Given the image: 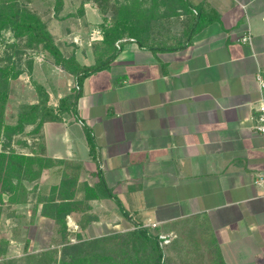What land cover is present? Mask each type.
I'll list each match as a JSON object with an SVG mask.
<instances>
[{
    "label": "crops",
    "instance_id": "obj_1",
    "mask_svg": "<svg viewBox=\"0 0 264 264\" xmlns=\"http://www.w3.org/2000/svg\"><path fill=\"white\" fill-rule=\"evenodd\" d=\"M176 1L179 24L159 0L144 45L124 38L109 68L84 80L78 117L43 124L40 155L56 164L43 169L35 199L9 204V249L0 264L52 250L59 258L64 243L53 208L63 201L74 204L66 215L71 238L137 220L172 226L178 238L174 226L184 225L185 242L213 239L224 264H264V135L256 130L264 0H188L193 12ZM98 170L129 216L113 199H86ZM70 174L76 185L65 198L56 187Z\"/></svg>",
    "mask_w": 264,
    "mask_h": 264
},
{
    "label": "trees",
    "instance_id": "obj_2",
    "mask_svg": "<svg viewBox=\"0 0 264 264\" xmlns=\"http://www.w3.org/2000/svg\"><path fill=\"white\" fill-rule=\"evenodd\" d=\"M89 1L91 0H83V3L80 5V10H82L84 4ZM158 1L159 0H150L148 6L144 4V0H127V2H122L121 6L115 10L112 24L103 28V48L101 50V56L109 52L110 55L105 59H100L93 65H84L74 56L66 57L55 43L45 22L36 12L18 7L16 8L12 5L7 6L4 4L0 6V20L3 25L13 28L18 37L26 36L27 42L30 44L39 45L41 50L47 52L57 65L74 75L76 81L73 94L62 97L57 106L49 104V94L45 87L34 82L38 93V100L23 108L18 116V122L14 126H9L5 124L4 121L5 109L9 99L8 87L4 85V87L0 88V138L3 133L7 134L9 131L12 133L22 132L27 124L37 123L38 129H40L45 122L62 121L63 118L68 115L78 117V100L82 94L84 80L95 72L109 68L111 62L119 54L120 46L125 42V40H123L124 38H135L140 45H144V42H146L144 36L147 34L145 33L147 30L146 24L151 22L154 12L158 7ZM55 2V12L58 15V11L62 8L64 0H55ZM179 2L182 3L185 10L193 12L188 0H179ZM195 14L198 15L197 17L201 18L199 11H195ZM199 29L200 24L190 28L188 38H191ZM185 46L186 43L180 48H184ZM151 49H153V47H151ZM162 49L169 50L171 48ZM3 73L1 72V75L7 83L10 78H17L22 72L15 71L12 75L9 72ZM85 129L91 156L95 161L99 162L94 137L86 125ZM55 164L56 161L43 155L29 156L17 152L7 154L4 151H0V188L8 193L11 202L16 204L24 203L27 201L30 190L24 183L23 178L28 175L26 178L29 181H35L41 177L43 169L54 166ZM70 175L71 176L63 180L60 185L56 187V189H59V194H61L62 197L68 196L71 198L73 195L72 188L75 187L76 184L74 177L72 174ZM94 175L97 177L98 183L95 187L85 188L86 199H113L117 203L122 214L129 216V212L125 209L119 197L107 186L102 172L98 170ZM1 198L2 197H0V200ZM73 205L74 204L71 202L63 201L56 204L53 208L55 210L54 216L58 229L63 235V238L68 234L66 230V215L73 210ZM88 208L89 207L86 206L83 207L82 210L84 211ZM83 226L85 227V225H82V228H84ZM134 226V230L116 234L119 238L114 244L111 254L108 252L90 254L88 250L85 251L89 241H83L79 251L81 250L86 254H82L83 252L81 251L77 252L73 260L66 264H167L162 240H160L158 234H153L150 228L144 226L141 222L134 221ZM185 244L187 248L189 246V250L191 248L193 249L191 251L195 250L198 253H200L203 247L202 243L197 239H190L186 241ZM205 245L206 250L208 249L213 255L212 264H224L214 240H207ZM56 253V250L46 251L42 253V256L44 255L46 258L50 257L51 261H53V257L56 256ZM55 258L54 262H49V264H58L57 261H59V259L57 257Z\"/></svg>",
    "mask_w": 264,
    "mask_h": 264
},
{
    "label": "rangeland",
    "instance_id": "obj_3",
    "mask_svg": "<svg viewBox=\"0 0 264 264\" xmlns=\"http://www.w3.org/2000/svg\"><path fill=\"white\" fill-rule=\"evenodd\" d=\"M82 1L67 0L65 6H62L58 11L59 16L55 12V0H0V6L4 4L7 6L12 5L16 8L36 12L43 19L55 43L66 57H76L78 55L81 61H85L84 65H93L100 59H105L110 55L109 52L101 56L103 28L112 24L115 10L121 6L122 2H127V0H91L87 3H91L92 5L89 8L93 7L95 11L90 8L88 13L80 10ZM149 3L150 0H144L146 6ZM177 3L176 0H165L164 5L161 7V9L163 7L167 8L168 11L174 8V12H172L174 18L171 19L174 24H179L181 19L179 13H175V7L178 6ZM66 34H68L67 38ZM27 41L26 36L18 37L13 28L3 25L0 20V88L7 85L9 91V99L4 116L5 124L9 126L17 124L18 116L26 105L38 100L34 82L43 85L46 90L51 92L49 102L51 99L52 102H56V106L62 97L73 94L76 86L74 75L57 65L47 52L41 50L39 45L30 44ZM35 60L37 61L36 69H34ZM12 69L13 72L21 71L22 73L17 78H10L9 82L6 83L1 72H9L12 75ZM42 141V127L38 129L37 123L27 124L22 132L12 133L9 131L7 134L3 133L0 138V151H4L7 154L12 152L20 154L33 152L35 153L34 155H40L43 153ZM26 177L28 175L23 178L24 183L31 187L28 198L35 199L37 194H39L38 188L41 186L40 178L35 181H29ZM56 193L54 196H57ZM59 195L61 196V194ZM0 197H2L1 200L3 199L2 201L0 200V254H6L9 249V240L6 236L9 225L5 222V218L12 213V206L9 205L12 202L8 197V193L3 191L2 188H0ZM114 224L102 236L86 237L84 239L68 236L62 238L64 244L60 248L61 256L58 258L59 261L57 263H70L75 253L81 251L79 249L83 241H89L85 251L88 250L90 254H102L103 252L111 254L113 246L119 238L116 234L125 233L135 228L132 221L122 225ZM156 226L157 224L155 223L149 226L153 234H158L159 238L160 235L172 238L171 243H164L163 239L160 238L167 264H212L213 255L206 250L203 239H199L204 246L200 253L195 250L191 251L193 249L190 248L189 250V246L188 248L185 246L186 242L181 236L185 231L184 225L174 226L176 232H178V238L175 233L174 235L170 233L173 229L172 226ZM180 237L182 239L179 240ZM176 240L178 241L176 246H174L173 243ZM82 254L86 253L83 252ZM55 257L51 261L50 257L46 258L41 253H38L36 255L23 256L21 262L22 264H49V262H54Z\"/></svg>",
    "mask_w": 264,
    "mask_h": 264
},
{
    "label": "built area",
    "instance_id": "obj_4",
    "mask_svg": "<svg viewBox=\"0 0 264 264\" xmlns=\"http://www.w3.org/2000/svg\"><path fill=\"white\" fill-rule=\"evenodd\" d=\"M243 41H251V36L247 35L243 37ZM257 79L259 83V98H258V106H257V124H256V130L264 135V75L261 73L257 74ZM72 226V224H71ZM160 238L163 239L164 243H169L170 238H168L166 235H160Z\"/></svg>",
    "mask_w": 264,
    "mask_h": 264
}]
</instances>
